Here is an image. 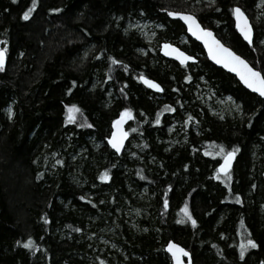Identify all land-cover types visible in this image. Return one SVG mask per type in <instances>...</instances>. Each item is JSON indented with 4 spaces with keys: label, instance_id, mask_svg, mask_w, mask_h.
<instances>
[{
    "label": "trees",
    "instance_id": "trees-1",
    "mask_svg": "<svg viewBox=\"0 0 264 264\" xmlns=\"http://www.w3.org/2000/svg\"><path fill=\"white\" fill-rule=\"evenodd\" d=\"M260 1L0 0V264H171L168 240L193 264L264 261V97L168 14H194L264 75ZM234 6L252 23L251 45ZM139 21L157 24L153 38ZM161 41L196 61L163 57ZM226 96L238 109L211 111ZM122 114L116 153L108 137ZM221 148L235 150L224 173ZM248 239L257 247L241 258Z\"/></svg>",
    "mask_w": 264,
    "mask_h": 264
},
{
    "label": "snow or ice",
    "instance_id": "snow-or-ice-1",
    "mask_svg": "<svg viewBox=\"0 0 264 264\" xmlns=\"http://www.w3.org/2000/svg\"><path fill=\"white\" fill-rule=\"evenodd\" d=\"M35 5H36V0H32V7H35ZM31 11L32 8H29L27 11H25L23 13V19H28L31 14ZM50 11L58 12L60 11V9H51ZM232 12L236 19V28L243 35L244 39L251 43V26L249 25L248 18L245 16L243 11H241L239 7H234L232 9ZM168 14L170 16H179L188 24V30L192 32V34L196 36L198 39L203 40L204 45L208 50L209 56L213 60H215L217 64H222L225 68H230L231 71L235 72L239 76L240 80L248 88L259 93L260 96H264V75H261L260 71L251 67L245 59L237 55L231 48L225 47L220 40L216 39V37L213 36L211 31H209L206 28H201L199 24H197L194 16L184 14L181 12H169ZM6 43L7 42L5 41V45ZM165 47H171V46L165 45ZM5 51H6V47H0V69H2L4 66ZM180 57H183V59H181V63L184 62V59H192V57L185 56L183 53L179 54L178 58ZM185 79H188V77H185ZM145 82L149 83L152 87L159 88V85L155 84L152 81L146 80ZM66 107L69 109V113H70L69 118H74V115H72V113H74L75 111H79V109L76 107V105H70ZM9 115H11V109H9ZM120 122L121 121H114L113 124L114 126H117ZM121 136H123V133H121ZM109 143L112 145L113 148L119 151L120 141L116 139L115 132L113 133V138L109 139ZM221 153H223L224 163L220 164L218 171L227 172L231 163V159L234 156L235 150L225 152V150L221 148ZM57 163L60 162L57 161ZM101 178L103 179L105 177L102 175ZM237 202H239L238 198H237ZM189 218L191 219V217ZM192 223L195 224V221L193 220ZM17 243H19V241H17ZM247 246H250L252 248L257 247L256 243L253 240L248 239L246 241V245L245 244L241 245V250H240L241 258H243L244 251ZM25 247H31V238H29V241L25 244ZM167 249L172 254V258L175 264H183V262L180 260L178 255V253H181L184 256L188 255V253L183 248H181L177 244L169 242ZM261 264H264V261H262Z\"/></svg>",
    "mask_w": 264,
    "mask_h": 264
},
{
    "label": "water",
    "instance_id": "water-1",
    "mask_svg": "<svg viewBox=\"0 0 264 264\" xmlns=\"http://www.w3.org/2000/svg\"><path fill=\"white\" fill-rule=\"evenodd\" d=\"M234 7H239V6H234ZM234 7H233V8H234ZM239 8H240V7H239ZM240 9H241V11H243L242 8H240ZM170 12H175V11H170ZM181 13H184V14H188V15H192V16H194L195 19H196L197 24H199V26H200L201 28H206V29H208L209 31H211V33L213 34V36L216 37V39H218V40L221 41V39L218 38V37L215 35L214 31H213L212 29L208 28V27H204V26L199 22V20L197 19V17H196L194 14L189 13V12H181ZM243 13H244L245 16L248 18L249 25L251 26V43H250L249 41L245 40L244 37H243V35H242V34L239 32V30L236 28V19H235V16L233 15V12H232V17H233L234 27H235L236 32H237V33L239 34V36L241 37V39H242L245 43H247L248 45H251V44H252V41H253L254 30H253V26H252V23H251V21H250L248 15H247L244 11H243ZM171 17L174 18V19H178V20L184 25V27H185V31H186V34H187L189 37H191L192 39H194L196 42H198V43L201 45V47H202V49H203V51H204V53H205V56L207 57V59H208L212 64H214V65L217 66V67L222 68V69H223L224 71H226L227 73L232 74V75L238 80V82H239L243 87H245L248 91H250V92H252V93H255V94H257L258 96H260L259 93H257V92H255V91H253L252 89L248 88V87H247V86H246V85L240 80L239 76H238L235 72L231 71L230 68H225L222 64H217V63L215 62V60H213V59L209 56V54H208V50H207V48L205 47L203 40L198 39L196 36H194V35L192 34V32H190V31L188 30V24H187L183 19H181L179 16H171ZM221 43L224 44L225 47L231 48V47H229L228 45H226L225 43H223L222 41H221ZM165 45H170L171 47H165ZM231 49H232V48H231ZM175 50H178V51H175ZM232 50H233V49H232ZM233 51H234V50H233ZM159 52H160V54H161L163 57H165V58H167V59L174 60V61L178 62L179 64L192 63V62H195V61H196V58H195L193 55L189 54L188 52H186L185 50H183L182 48H180L178 45H176L175 43H172V42H170V41H161L160 44H159ZM234 52H235L237 55L241 56L243 59L246 60V58H244L242 55L238 54L236 51H234ZM180 53H183L185 56L192 57V59H184V62L181 63V59H183V57L178 58V56H179ZM6 57H7V53H6V51H5V61H4V65H5V63H6ZM246 61H247V60H246ZM247 62H248V61H247ZM248 63H249V62H248ZM249 65H250L251 67L255 68V67L252 66L250 63H249ZM255 69H256V68H255ZM256 70H258V69H256ZM258 71H259V70H258ZM261 75H262V73H261ZM142 77H143V78H142ZM139 79H140V81L142 82V84L145 85L146 87H148L150 90H152V91H154V92H161V91H162V86H161L157 81H155L154 79H152V78H148V77H146V76H144V75L140 76ZM146 80H147V81H152V82H154L155 84H158V85H159V88L152 87L149 83H146V82H145ZM260 97H264V96H260ZM114 121H121V122H120L117 126H114V124H113ZM114 121L112 122L111 132H110V135H109V138H108V143H109V139H110V138H113V133L115 132V133H116V139H118V140L120 141L119 151H117L115 148H113L112 145H111L110 143H109V145L112 147V149H113L116 153H118V152H121V151H122V149L124 148V145H125V141H126V134H125V130H124V116L121 115V116L117 117ZM121 133H123V136H121ZM234 159H235V153H234V156H233L232 159H231V163H230V166H229V168H228V171L231 169V167H232V165H233V162H234ZM222 163H224L223 157L220 159V162H219V164H218V166H217V171H218V169H219L220 164H222ZM218 172H220V173H224L223 171H218ZM169 242H172V243H174V244L179 245L181 248H183V249L188 253L187 256H184L183 254L178 253L179 258H180V260L183 262V264H193V262H192V257H191V252H190L188 249H186L183 245H181V244L178 243V242H175V241H173V240H168L167 243H166L165 246H164V249H165V251L167 252V254L169 255V257H170L171 264H175V262H174V260H173V258H172V254H171V253L168 251V249H167V246H168Z\"/></svg>",
    "mask_w": 264,
    "mask_h": 264
},
{
    "label": "rangeland",
    "instance_id": "rangeland-1",
    "mask_svg": "<svg viewBox=\"0 0 264 264\" xmlns=\"http://www.w3.org/2000/svg\"><path fill=\"white\" fill-rule=\"evenodd\" d=\"M261 15H262V12L258 11L257 18L260 19L259 17H261ZM262 23L264 24V18H262ZM133 26L137 28L139 32H141L143 35H145L150 40L151 38H153V34H154L153 31L157 27V24H154L153 22H150V21H144V22L139 21V22L133 23ZM181 42L182 43L185 42V39L183 38ZM212 103H213V107L215 106L214 109L211 108V111L213 112L218 107H220L221 113H222V110H226V109H238V104L234 102L233 99L230 98L229 96H226L224 98L215 99Z\"/></svg>",
    "mask_w": 264,
    "mask_h": 264
},
{
    "label": "bare ground",
    "instance_id": "bare-ground-1",
    "mask_svg": "<svg viewBox=\"0 0 264 264\" xmlns=\"http://www.w3.org/2000/svg\"><path fill=\"white\" fill-rule=\"evenodd\" d=\"M109 138V137H108ZM219 173V172H218Z\"/></svg>",
    "mask_w": 264,
    "mask_h": 264
}]
</instances>
